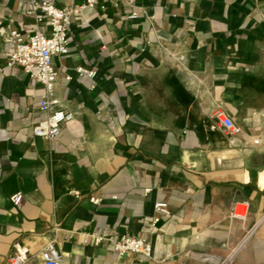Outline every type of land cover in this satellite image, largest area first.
Wrapping results in <instances>:
<instances>
[{
  "label": "crops",
  "instance_id": "crops-1",
  "mask_svg": "<svg viewBox=\"0 0 264 264\" xmlns=\"http://www.w3.org/2000/svg\"><path fill=\"white\" fill-rule=\"evenodd\" d=\"M28 2L0 0V264L16 243L43 264L52 241L67 264H264V0H135L134 20L126 4L82 9L54 58L75 117L52 140L33 135L44 86L7 65L10 30L35 24ZM160 201L171 214L155 223ZM123 235L153 255L119 258Z\"/></svg>",
  "mask_w": 264,
  "mask_h": 264
},
{
  "label": "built area",
  "instance_id": "built-area-1",
  "mask_svg": "<svg viewBox=\"0 0 264 264\" xmlns=\"http://www.w3.org/2000/svg\"><path fill=\"white\" fill-rule=\"evenodd\" d=\"M28 14L35 18L29 36L21 30L12 28L9 33L8 42V67H21L30 77L33 85L42 84L45 94L38 102V109L48 113L47 117L33 126L35 137L52 140L61 134L63 123L74 119L75 114L67 109L60 108V100L56 96V84L58 71L54 64L55 57H66L70 54V27L72 16L80 14L82 9L99 7L105 10L108 4L114 7H121L126 4L133 11L127 15V19L138 18L137 5L135 0H84L78 8L59 7L49 0H29ZM77 75L94 76L95 72L78 67ZM72 78V77H71ZM212 119L222 127L229 136L238 133L239 128L231 116L222 108H217L212 113ZM150 189L146 190V194ZM79 195V192H75ZM116 198V197H115ZM23 199V193L19 192L11 197L14 205H18ZM90 201L100 204L102 198L93 196ZM154 222L167 218L171 214L170 206L167 202L155 203ZM248 215L247 207L243 214L235 213V216L246 219ZM104 237H96L97 245H100ZM112 250L119 258L128 256H138L149 258L153 255L154 248L151 242L144 238L123 235L118 240H112ZM32 251L29 246L23 243L14 245V252L9 256L10 264H28ZM43 264H67L63 254L57 248L55 242H49L41 251Z\"/></svg>",
  "mask_w": 264,
  "mask_h": 264
},
{
  "label": "bare ground",
  "instance_id": "bare-ground-1",
  "mask_svg": "<svg viewBox=\"0 0 264 264\" xmlns=\"http://www.w3.org/2000/svg\"><path fill=\"white\" fill-rule=\"evenodd\" d=\"M245 209H246L245 206H239V207H238V210H237V213H238V214H243L244 211H245Z\"/></svg>",
  "mask_w": 264,
  "mask_h": 264
}]
</instances>
